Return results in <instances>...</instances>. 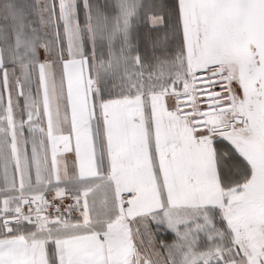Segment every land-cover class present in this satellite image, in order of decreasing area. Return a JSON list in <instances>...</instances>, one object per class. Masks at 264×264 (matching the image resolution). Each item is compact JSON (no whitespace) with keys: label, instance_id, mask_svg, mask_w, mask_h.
I'll use <instances>...</instances> for the list:
<instances>
[{"label":"snow or ice","instance_id":"1","mask_svg":"<svg viewBox=\"0 0 264 264\" xmlns=\"http://www.w3.org/2000/svg\"><path fill=\"white\" fill-rule=\"evenodd\" d=\"M0 264H264V0H0Z\"/></svg>","mask_w":264,"mask_h":264}]
</instances>
